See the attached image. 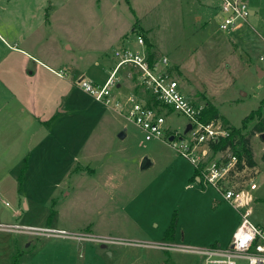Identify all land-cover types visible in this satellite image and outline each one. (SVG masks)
<instances>
[{"label":"rangeland","instance_id":"rangeland-1","mask_svg":"<svg viewBox=\"0 0 264 264\" xmlns=\"http://www.w3.org/2000/svg\"><path fill=\"white\" fill-rule=\"evenodd\" d=\"M247 4L255 13L227 32L219 28L221 0H0V43L14 44L12 29L20 31L34 10V23H42L44 42L56 54L50 65H73L89 78L110 74L105 67L122 44L117 37L138 22L158 49L156 61L168 57L166 68L184 93L214 104L241 127L253 110L264 112V73L258 70L264 71V0ZM138 32L151 50L145 32ZM122 82L112 98L126 101L132 83ZM62 85L59 94L51 90L45 114L35 101L26 114L15 109L17 96L0 89V223L67 231L0 226V264H206L201 249L229 244L239 214L214 187L191 180L196 170L187 158L165 138L146 140L140 127L79 85ZM60 102L65 112L49 123L28 117L54 115ZM258 118L247 122V131ZM167 121L180 131L188 123L172 111ZM251 145L258 166L248 170L245 184L259 172L256 188L250 181L246 189L253 195L251 218L264 227L260 133ZM144 157L152 162L146 169ZM175 216V235L167 238ZM6 237L16 243L15 252H4Z\"/></svg>","mask_w":264,"mask_h":264},{"label":"built area","instance_id":"built-area-1","mask_svg":"<svg viewBox=\"0 0 264 264\" xmlns=\"http://www.w3.org/2000/svg\"><path fill=\"white\" fill-rule=\"evenodd\" d=\"M221 10L224 14L220 21L223 31L237 30L245 25L252 14L247 0H221ZM138 44L142 49L129 46L118 47L113 52L116 62L104 83H96L82 78L77 84L91 97L101 104L119 111L127 120L133 122L145 132V139L165 138L176 153L187 158L194 166L199 180L214 187L222 199L231 204L239 214L240 223L233 234L230 245L210 246L200 252L205 255L206 264H264V227L255 223L251 216L253 195L246 189L250 182L251 189L256 188L247 180L250 168L245 160L240 161L237 154L231 151L215 152L210 148L211 142H217L227 135L220 119L204 121L201 119L206 105L193 101L181 88L179 81L166 68L168 57L152 62V53L146 47L142 36H138ZM262 59L264 57H261ZM130 67L128 75L136 80L140 89L155 95L157 104L150 98L141 95L140 90H134L126 101L121 98L113 99L112 95L119 88L120 74L124 68ZM59 76L66 77V70L56 71ZM184 115L188 119L185 126L191 128L185 132L173 129L168 125L167 113ZM170 136H174L170 140ZM219 154V155H218ZM218 155V156H217ZM8 204V202H7ZM0 226H9L0 223ZM36 230L37 227L10 224L9 228ZM45 232L67 234L65 229L37 228ZM162 247H166L162 245Z\"/></svg>","mask_w":264,"mask_h":264},{"label":"crops","instance_id":"crops-1","mask_svg":"<svg viewBox=\"0 0 264 264\" xmlns=\"http://www.w3.org/2000/svg\"><path fill=\"white\" fill-rule=\"evenodd\" d=\"M207 3H210V1H208ZM252 11H253L252 14H254L255 11L254 10ZM34 19L35 18H34V10H33L31 17H27L25 20L23 19V22H25V24H24V27L20 31H16L14 28L12 29V31L15 34V36L11 34L13 41H15L14 44H9L7 43V41H6L7 45H3V43H0V89L6 93L13 92L17 96L19 102H16L17 108L14 107L15 109L25 112L26 114V109L28 107L27 105H29L31 101L33 105L34 103L33 101H35V107H36L35 109L40 112L42 111L45 114V107H47L48 111L51 110L50 105L48 103L45 105L44 102L50 101L49 96H50L52 89H58L59 92L54 93V94H59L60 90H62L61 88L63 87L62 84L69 83V84H74L76 86L78 85L77 83L82 78H86V75L83 70H79L73 65H71L72 67L71 66L64 67V68L60 67L58 69L50 65V64H53V65L56 64V61H57L55 59L56 54H54V52L51 50L47 42H44L46 36L44 34L45 31L43 29L42 23L38 22L35 24ZM136 24L135 22L133 23V26L130 29L131 31L124 32L117 37L118 38L117 40L119 41L121 40V43H122L121 46H118V47L129 46V47H132V48L134 47V48L141 50L142 47L140 48L139 47L140 45L138 44V39H139L138 36L140 35L138 30L142 29L145 32V35L147 37V45H149L151 48V50L148 49L149 52L155 54L158 49L155 46V44L152 42V39L147 35V31L145 30L144 27L140 26L138 22H136ZM133 36L135 37L137 36L138 38L137 39L138 47L136 46L135 41H133L134 39H136V38H133ZM2 41L5 42L4 40ZM110 56L112 60V62L110 63L112 64L110 65L109 68H107V66L105 67V70L109 69V71H111L116 64L113 58V54H110ZM59 70H66L67 76L66 77L59 76L56 72ZM108 76L109 74L103 75L101 72H97V73H92L91 76L87 79H90L96 83H104L106 79L108 78ZM123 77H126L127 79H129L132 83V84L129 83V85H126L128 89H130L132 92L134 90H137L139 92L140 86L137 85L135 78L131 76L129 77L127 73H125V71H122L120 74L119 88L117 90H120L122 88ZM193 101H197V100H193ZM197 102H201V101H197ZM202 103L207 105L208 102L204 101ZM59 107H61V102L59 103V106L55 105L54 111H56ZM65 110L66 109L61 107L59 110H57L58 111L57 113L51 116L29 113L28 117L34 116L33 118H35L36 120H39L40 123H45V122L49 123L51 122L49 119L50 117L53 119L59 118L61 116L60 114L65 112ZM194 175L195 173L191 177V180L192 179L199 180L198 175L196 176ZM258 175H259V172L254 177V179L257 178ZM239 223H240V219H239L238 225L236 226V229L239 226ZM255 223L260 224L259 222H255ZM6 225H9V224H6ZM236 229L234 230V232L236 231ZM232 238H233V235H232ZM232 238H231V241H232ZM4 241L7 242L6 243L7 247H4V252L6 253V249L7 250L10 249V251L14 250L15 252V248L17 247H16V243L14 242V240L12 238L6 237ZM231 241L227 245L222 246L220 244H215L211 246L226 247L230 245ZM8 244L10 247L12 248L14 247V248L11 250Z\"/></svg>","mask_w":264,"mask_h":264},{"label":"trees","instance_id":"trees-1","mask_svg":"<svg viewBox=\"0 0 264 264\" xmlns=\"http://www.w3.org/2000/svg\"><path fill=\"white\" fill-rule=\"evenodd\" d=\"M150 60L153 62L156 55L151 54ZM150 97V101H154L156 104L158 103L155 95L148 93ZM264 102V101H263ZM205 112L201 117L204 121H209L212 119H220L224 128L227 129V135L221 137L217 142H211L210 148L215 152L219 151H231L238 155L240 161L245 160L247 166L254 169L257 165V162L254 159V152L251 145V137L257 133L264 132V112L262 111V107L253 110L246 118H244L243 125L241 127H237L232 124L225 115H221L217 106L211 103H207L205 107ZM258 115V121L254 124L252 128L247 131L248 121L254 119ZM199 172L196 170V176ZM193 180V179H192ZM22 181V180H21ZM178 220L175 216L172 220L171 225L169 226V230H167L166 237L173 238L176 232Z\"/></svg>","mask_w":264,"mask_h":264},{"label":"water","instance_id":"water-1","mask_svg":"<svg viewBox=\"0 0 264 264\" xmlns=\"http://www.w3.org/2000/svg\"><path fill=\"white\" fill-rule=\"evenodd\" d=\"M251 12H253V11L251 10ZM258 70H259V75H262L264 73V71L262 69L258 68ZM191 126H192L191 124H188L187 127H186L187 129H185V132H187L188 129L191 128ZM124 136H125V132L124 131H121L119 133V137L123 138ZM260 137L264 141V132L260 133ZM169 139L170 140H173L174 139V136H170ZM151 163L152 162H151V160L148 157H144L143 160H142V162H141V168L142 169H146V168H148L151 165Z\"/></svg>","mask_w":264,"mask_h":264}]
</instances>
